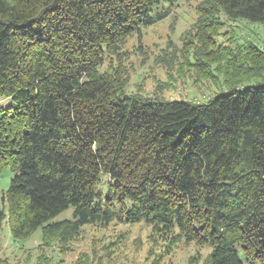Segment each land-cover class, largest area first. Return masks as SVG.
Segmentation results:
<instances>
[{
    "label": "trees",
    "instance_id": "trees-1",
    "mask_svg": "<svg viewBox=\"0 0 264 264\" xmlns=\"http://www.w3.org/2000/svg\"><path fill=\"white\" fill-rule=\"evenodd\" d=\"M175 1L0 0V172L14 174L0 250L4 221L15 239L41 227L62 241L119 221L151 227L169 250L208 245L205 264H264V76L199 102L129 94L116 70L100 71ZM204 6L264 24V0ZM247 48L228 80L264 74V49ZM69 207L72 219L51 221Z\"/></svg>",
    "mask_w": 264,
    "mask_h": 264
},
{
    "label": "rangeland",
    "instance_id": "rangeland-1",
    "mask_svg": "<svg viewBox=\"0 0 264 264\" xmlns=\"http://www.w3.org/2000/svg\"><path fill=\"white\" fill-rule=\"evenodd\" d=\"M205 2L162 3L159 9H167L168 15L126 36L118 52L106 56L100 71L116 70L129 94L172 100L207 102L233 84L243 89L261 83L264 74L232 76L230 81L225 65L232 61L234 72L239 62L249 64L247 47L264 49V24L230 19L223 13L206 17L201 14ZM9 104L10 99L0 96V105ZM13 175L9 168L0 172V194ZM101 191H107L106 182ZM73 210L69 207L51 221L72 219ZM1 233L0 264H205L210 251L208 245L185 241L169 250L163 240L155 241L158 236L143 223L86 224L68 241L44 239L41 227L27 238L15 239L8 221Z\"/></svg>",
    "mask_w": 264,
    "mask_h": 264
}]
</instances>
